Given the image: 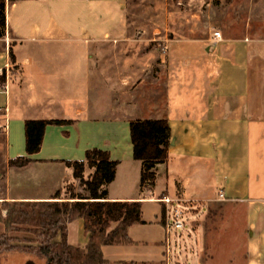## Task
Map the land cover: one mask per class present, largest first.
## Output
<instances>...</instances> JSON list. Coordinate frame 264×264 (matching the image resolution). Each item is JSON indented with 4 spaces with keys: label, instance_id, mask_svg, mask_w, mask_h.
Segmentation results:
<instances>
[{
    "label": "crops",
    "instance_id": "1",
    "mask_svg": "<svg viewBox=\"0 0 264 264\" xmlns=\"http://www.w3.org/2000/svg\"><path fill=\"white\" fill-rule=\"evenodd\" d=\"M126 5L127 0L8 3L6 26L15 43L13 60L0 54V74L7 77L0 87V170H5L0 180L6 183L0 201L71 200L63 189L77 183L72 169L52 160H83L86 150L99 148L119 161L107 200L141 202L144 221L129 228L131 244L102 247L105 264H264V36L214 46L201 52L199 63L185 58L178 70L176 65L164 66V110L129 118L126 66L119 65V71L114 66L118 81L113 85L111 64L100 65L98 59L107 49L101 43L122 22ZM113 87L119 88L114 107ZM95 117L108 125L105 146L76 142L84 122ZM28 119L74 123L47 126L39 152L27 155ZM143 119H166L171 140L154 188L141 192V164L133 159L129 123ZM20 156L32 161L8 165ZM12 182H25L23 193L12 196ZM164 197L178 200L185 209L187 231L166 229ZM210 238L217 251L207 259ZM87 242L84 222L70 221L67 243L83 248Z\"/></svg>",
    "mask_w": 264,
    "mask_h": 264
},
{
    "label": "rangeland",
    "instance_id": "2",
    "mask_svg": "<svg viewBox=\"0 0 264 264\" xmlns=\"http://www.w3.org/2000/svg\"><path fill=\"white\" fill-rule=\"evenodd\" d=\"M13 1L15 0H0V3H4L5 15L8 3ZM216 33L223 39L216 40ZM253 35L264 36V0H127L124 18L109 36L111 40L101 43L100 48L107 49L100 52L98 59L100 65L108 64L110 68L111 64L113 85L118 81L117 73L113 72L114 66L117 65V71L120 70L119 65L126 66L124 72L129 76L126 82L127 99L131 109L129 118L145 117L160 114L166 106L168 69L164 66L176 65L177 70L181 69L185 58H195V63H199L201 52L205 54L206 50L221 47L222 44L231 45L233 39H245L246 36ZM9 38L10 51L15 41L11 33ZM0 47H3L2 43ZM184 53H191V56H184ZM135 65L142 72H135ZM112 91L111 104L113 107L118 106L114 93L118 94L119 88L113 87ZM84 123V132L79 136L75 134L76 142L80 140L81 143L95 146L106 144L109 139L108 125L104 118L95 117ZM59 166L66 168L63 162ZM47 173L51 174L50 171ZM72 185L75 193L80 191L78 182ZM22 186H26V183L17 185L12 182L8 190L12 196H18L23 193L20 188ZM5 188L6 183L1 179L0 196H5ZM61 195L62 190L59 196ZM63 195L69 197L66 186ZM4 208V202L0 201L2 217L7 213ZM187 230L184 229V232ZM209 234L212 233L209 231ZM189 242V237L186 236L185 245L188 247L191 246ZM46 243L53 252L62 251L59 232L49 239L35 232L6 229L0 219V256L8 263L20 264L24 258H30L39 264H55L49 263L44 255L42 249ZM205 250L207 259L217 251L211 238ZM225 250L228 249L222 247V251Z\"/></svg>",
    "mask_w": 264,
    "mask_h": 264
},
{
    "label": "trees",
    "instance_id": "3",
    "mask_svg": "<svg viewBox=\"0 0 264 264\" xmlns=\"http://www.w3.org/2000/svg\"><path fill=\"white\" fill-rule=\"evenodd\" d=\"M6 15L4 3H0V36L4 35ZM9 55L13 60L12 47ZM6 82L5 72L0 74V87ZM74 120L28 119L24 122L27 155L39 152L45 128L49 125H71ZM133 159L140 161V190L152 189L158 177V166L167 162L171 140V129L166 119L132 120L129 123ZM32 160L27 156L10 159L9 166H25ZM63 162L72 169L80 191L74 192L72 183L66 185L69 199L63 201H13L4 202L7 213L0 219L6 229L35 232L51 239L59 232L61 252H53L46 243L44 255L49 263L55 264H105L103 246L127 245L130 227L144 223L141 216V202L108 201V186L115 180L118 160H113L106 150H86L83 160H52ZM1 174L5 170H0ZM60 191L55 193L58 198ZM82 220L88 233L85 247L79 248L67 243V224ZM165 208L162 210V221ZM115 226L112 227V225Z\"/></svg>",
    "mask_w": 264,
    "mask_h": 264
},
{
    "label": "built area",
    "instance_id": "4",
    "mask_svg": "<svg viewBox=\"0 0 264 264\" xmlns=\"http://www.w3.org/2000/svg\"><path fill=\"white\" fill-rule=\"evenodd\" d=\"M217 39H220L218 33L215 34ZM3 44V47H0V54L9 57V31L7 26L4 28V35L0 36V45ZM219 199H224L223 191H218ZM165 205V227L168 231L183 232L184 229L188 228L187 225V215L185 209L181 206L178 200H172L170 198L164 197L160 199Z\"/></svg>",
    "mask_w": 264,
    "mask_h": 264
},
{
    "label": "flooded vegetation",
    "instance_id": "5",
    "mask_svg": "<svg viewBox=\"0 0 264 264\" xmlns=\"http://www.w3.org/2000/svg\"><path fill=\"white\" fill-rule=\"evenodd\" d=\"M5 258L4 257H2V256H0V264H15V263H8L7 261H5L4 260ZM25 260L24 261H22L20 264H28V262L29 261H31L30 260V258H24ZM35 263V262H34ZM35 264H39V263H35Z\"/></svg>",
    "mask_w": 264,
    "mask_h": 264
},
{
    "label": "water",
    "instance_id": "6",
    "mask_svg": "<svg viewBox=\"0 0 264 264\" xmlns=\"http://www.w3.org/2000/svg\"><path fill=\"white\" fill-rule=\"evenodd\" d=\"M28 264H35L33 261H29Z\"/></svg>",
    "mask_w": 264,
    "mask_h": 264
}]
</instances>
